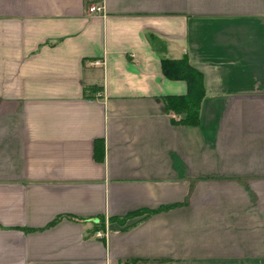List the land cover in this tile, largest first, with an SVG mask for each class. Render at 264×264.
Listing matches in <instances>:
<instances>
[{"label": "crops", "instance_id": "1", "mask_svg": "<svg viewBox=\"0 0 264 264\" xmlns=\"http://www.w3.org/2000/svg\"><path fill=\"white\" fill-rule=\"evenodd\" d=\"M129 260L264 264V0H0V264Z\"/></svg>", "mask_w": 264, "mask_h": 264}, {"label": "trees", "instance_id": "2", "mask_svg": "<svg viewBox=\"0 0 264 264\" xmlns=\"http://www.w3.org/2000/svg\"><path fill=\"white\" fill-rule=\"evenodd\" d=\"M161 71L168 79L184 80L187 84V92L185 95H168L162 98L164 111L168 115H172V124L198 126L200 122V108L204 97V87L202 84L201 73L192 67L186 58L179 60H170L161 57ZM98 89V88H97ZM95 87L84 88L86 97H93L98 92ZM97 142H95V152L99 150ZM98 149V150H97ZM160 208L157 211L165 210ZM155 211L140 210L125 216L124 218H110L111 221L121 223L123 229H126L136 222L145 218ZM146 260H129L121 264H146ZM156 263H162L156 261Z\"/></svg>", "mask_w": 264, "mask_h": 264}, {"label": "built area", "instance_id": "3", "mask_svg": "<svg viewBox=\"0 0 264 264\" xmlns=\"http://www.w3.org/2000/svg\"><path fill=\"white\" fill-rule=\"evenodd\" d=\"M88 11L90 12V13H96V14H99V13H101L102 12V8H101V6H90L89 8H88ZM95 64H97V63H95Z\"/></svg>", "mask_w": 264, "mask_h": 264}]
</instances>
